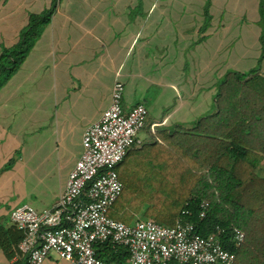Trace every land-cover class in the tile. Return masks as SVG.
<instances>
[{
	"label": "crops",
	"instance_id": "obj_1",
	"mask_svg": "<svg viewBox=\"0 0 264 264\" xmlns=\"http://www.w3.org/2000/svg\"><path fill=\"white\" fill-rule=\"evenodd\" d=\"M259 3L57 1L25 61L0 88V264H25L15 256L20 234L9 214L25 205L55 206L82 153L83 133L109 107L116 79L124 110L137 103L148 109L140 147L157 129L192 128L212 115L229 71L260 65L264 76ZM52 8L53 0H0V54L19 42L31 15ZM99 251L108 264L125 263L108 246ZM42 264L71 263L51 254Z\"/></svg>",
	"mask_w": 264,
	"mask_h": 264
},
{
	"label": "trees",
	"instance_id": "obj_2",
	"mask_svg": "<svg viewBox=\"0 0 264 264\" xmlns=\"http://www.w3.org/2000/svg\"><path fill=\"white\" fill-rule=\"evenodd\" d=\"M57 1L43 15H31L19 42L2 50L0 88L25 61ZM259 13L260 64L264 60V0ZM259 66L224 76L212 115L200 118L192 128L157 129L150 134V142L127 152L115 168L123 190L109 210L111 219L126 225L138 218L149 219L164 227L181 220L192 224L203 238L219 228L223 248L235 254L234 264H264V76ZM202 201L209 204L203 219L199 218ZM233 228L245 236L238 248L231 241ZM20 239L21 235L14 246ZM114 251L113 257L127 260L125 249ZM5 252L12 256L10 249Z\"/></svg>",
	"mask_w": 264,
	"mask_h": 264
},
{
	"label": "built area",
	"instance_id": "obj_3",
	"mask_svg": "<svg viewBox=\"0 0 264 264\" xmlns=\"http://www.w3.org/2000/svg\"><path fill=\"white\" fill-rule=\"evenodd\" d=\"M123 92L116 79L109 107L83 133L82 153L55 206L37 211L25 205L9 214L11 226L21 235L16 258L42 264L54 254L71 264H108L99 257V249L109 245L112 250L125 249L124 264H234L235 254L223 248L219 228L203 238L181 220L173 227L142 218L126 225L108 216L123 190L115 168L141 144L138 135L149 114L142 103L124 110ZM208 208L206 201L200 203L199 218H205ZM244 239L240 229H232L235 248Z\"/></svg>",
	"mask_w": 264,
	"mask_h": 264
},
{
	"label": "rangeland",
	"instance_id": "obj_4",
	"mask_svg": "<svg viewBox=\"0 0 264 264\" xmlns=\"http://www.w3.org/2000/svg\"><path fill=\"white\" fill-rule=\"evenodd\" d=\"M77 127H79V126H77ZM77 136H78V134H76V132H73V134H71V142H73V146H71L73 149L72 150H74L76 153H79V149H78V147H76L75 148V140H76V138H77ZM150 138L149 137H147V136H145V140H148V141H150L149 140ZM14 162V161H13ZM264 166V165H263ZM40 171H35V173L33 174V183H32V185H33V187H34V182L36 181V177L40 174L39 173ZM27 185V184H26ZM36 189V188H35ZM35 198H36V196L34 197H32V199H33V202H35ZM35 209V208H34ZM37 210V209H36ZM37 211H39V210H37Z\"/></svg>",
	"mask_w": 264,
	"mask_h": 264
}]
</instances>
